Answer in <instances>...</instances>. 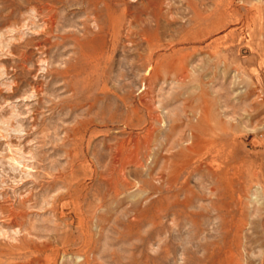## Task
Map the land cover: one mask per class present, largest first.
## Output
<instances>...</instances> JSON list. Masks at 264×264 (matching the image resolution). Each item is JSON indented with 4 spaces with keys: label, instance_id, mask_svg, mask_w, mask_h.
I'll return each mask as SVG.
<instances>
[{
    "label": "rangeland",
    "instance_id": "1",
    "mask_svg": "<svg viewBox=\"0 0 264 264\" xmlns=\"http://www.w3.org/2000/svg\"><path fill=\"white\" fill-rule=\"evenodd\" d=\"M0 264H264V0H0Z\"/></svg>",
    "mask_w": 264,
    "mask_h": 264
},
{
    "label": "bare ground",
    "instance_id": "2",
    "mask_svg": "<svg viewBox=\"0 0 264 264\" xmlns=\"http://www.w3.org/2000/svg\"><path fill=\"white\" fill-rule=\"evenodd\" d=\"M182 76V75H181ZM190 102V101H189ZM147 135V134H146ZM193 144V143H192ZM137 148V147H136ZM146 148H148V147H146ZM144 150V149H143ZM134 162H136V161H134Z\"/></svg>",
    "mask_w": 264,
    "mask_h": 264
}]
</instances>
